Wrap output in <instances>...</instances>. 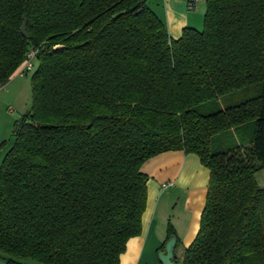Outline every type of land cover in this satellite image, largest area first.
<instances>
[{"label":"trees","instance_id":"16d2710c","mask_svg":"<svg viewBox=\"0 0 264 264\" xmlns=\"http://www.w3.org/2000/svg\"><path fill=\"white\" fill-rule=\"evenodd\" d=\"M147 1L0 0V87L37 60L0 165L6 264H120L142 233L141 168L172 151L210 171L175 263L264 264V0H203V29L178 39Z\"/></svg>","mask_w":264,"mask_h":264},{"label":"crops","instance_id":"0c3cea01","mask_svg":"<svg viewBox=\"0 0 264 264\" xmlns=\"http://www.w3.org/2000/svg\"><path fill=\"white\" fill-rule=\"evenodd\" d=\"M150 1H147L149 7ZM150 8L164 22L173 39H178L186 27L197 29L196 23L187 18L189 0H163L162 6ZM13 78L2 87L6 93L18 88ZM141 171L148 176L142 233L129 240L120 264H162L158 254L165 251L161 247L170 239V225L180 245L177 254L182 255L199 232L206 204L210 171L196 154L163 153L144 163Z\"/></svg>","mask_w":264,"mask_h":264},{"label":"rangeland","instance_id":"374dc122","mask_svg":"<svg viewBox=\"0 0 264 264\" xmlns=\"http://www.w3.org/2000/svg\"><path fill=\"white\" fill-rule=\"evenodd\" d=\"M162 3L163 0H151L149 5L150 7L162 6ZM205 9V1L198 0L196 7L187 12V18L196 23L197 30L203 29ZM36 65L37 60H34V68ZM34 70L29 72L28 75L21 77L16 73L13 81H17L18 88L12 90L11 93H6L4 88L0 87V165L5 154H7L13 145L14 138L12 133L15 122L31 110V78ZM255 176L258 184L264 188V170L258 171ZM25 262L39 264L31 260H26ZM0 264H6L3 258H0Z\"/></svg>","mask_w":264,"mask_h":264},{"label":"water","instance_id":"95a60500","mask_svg":"<svg viewBox=\"0 0 264 264\" xmlns=\"http://www.w3.org/2000/svg\"><path fill=\"white\" fill-rule=\"evenodd\" d=\"M22 35L29 39V34L26 29V23L21 28ZM177 247V237L171 236L169 241L165 245V251L158 254L159 260L162 264H176L175 263V250Z\"/></svg>","mask_w":264,"mask_h":264},{"label":"built area","instance_id":"2783aa9c","mask_svg":"<svg viewBox=\"0 0 264 264\" xmlns=\"http://www.w3.org/2000/svg\"><path fill=\"white\" fill-rule=\"evenodd\" d=\"M197 2H198V0H191L189 2V9L190 10L194 9L197 5ZM35 54L36 53L34 51L30 52V54L28 55L27 61L24 63V65L17 72L20 76L28 75L29 72L33 71ZM163 188L166 189L167 186L164 185Z\"/></svg>","mask_w":264,"mask_h":264}]
</instances>
